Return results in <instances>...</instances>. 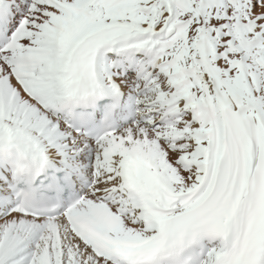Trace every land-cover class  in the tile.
<instances>
[{
	"label": "snow or ice",
	"instance_id": "snow-or-ice-1",
	"mask_svg": "<svg viewBox=\"0 0 264 264\" xmlns=\"http://www.w3.org/2000/svg\"><path fill=\"white\" fill-rule=\"evenodd\" d=\"M0 264H264V0H0Z\"/></svg>",
	"mask_w": 264,
	"mask_h": 264
}]
</instances>
